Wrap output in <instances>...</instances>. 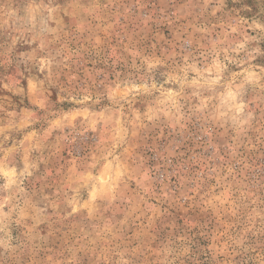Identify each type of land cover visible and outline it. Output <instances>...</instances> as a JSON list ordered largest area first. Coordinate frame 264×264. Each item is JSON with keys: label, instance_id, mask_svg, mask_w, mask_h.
I'll return each mask as SVG.
<instances>
[{"label": "rangeland", "instance_id": "rangeland-1", "mask_svg": "<svg viewBox=\"0 0 264 264\" xmlns=\"http://www.w3.org/2000/svg\"><path fill=\"white\" fill-rule=\"evenodd\" d=\"M0 264H264V0H0Z\"/></svg>", "mask_w": 264, "mask_h": 264}]
</instances>
